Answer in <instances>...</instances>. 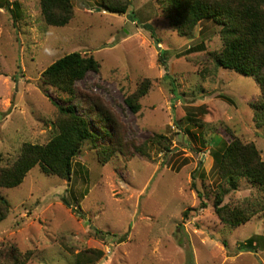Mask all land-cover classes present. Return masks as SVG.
I'll list each match as a JSON object with an SVG mask.
<instances>
[{"label": "rangeland", "instance_id": "obj_1", "mask_svg": "<svg viewBox=\"0 0 264 264\" xmlns=\"http://www.w3.org/2000/svg\"><path fill=\"white\" fill-rule=\"evenodd\" d=\"M8 1L21 13L0 8L2 165H11L24 143L45 144L54 135L53 101L63 104L69 95L42 84L40 75L73 51L100 65L76 82L81 110L94 113L83 99L91 96L117 116L128 139H165L149 144L148 156L114 154L106 163L87 143L69 177L35 166L17 187L0 188L10 203L0 222V264L12 247L27 264H88L78 261L83 252L92 264H264V213L231 227L213 208L216 184L226 187L212 156L221 140L253 143L264 160V126L253 108L260 89L252 76L209 56L222 47L219 27L203 21L180 36L164 0H129L122 14L108 12L103 0H71V19L57 27L44 22L39 0ZM145 80L133 113L125 98ZM235 181L223 203L260 201L257 184ZM250 237L258 246L239 249ZM91 250L103 255L95 259Z\"/></svg>", "mask_w": 264, "mask_h": 264}, {"label": "trees", "instance_id": "obj_2", "mask_svg": "<svg viewBox=\"0 0 264 264\" xmlns=\"http://www.w3.org/2000/svg\"><path fill=\"white\" fill-rule=\"evenodd\" d=\"M164 7L170 24L180 36H187L203 21L219 27L222 47L217 52L209 53L219 67L234 70L243 75L252 76L261 92V98L255 109V118L264 126V0H164ZM129 0H103L104 8L111 13L122 14L127 10ZM0 8H5L11 15L18 16L21 7L17 2L0 0ZM40 14L49 26H64L73 15L71 0H39ZM99 62L92 56L73 51L59 57L41 73L40 80L45 86L69 95L64 103L54 100L57 109L55 133L45 144L24 143L11 165H2L0 154V188L17 187L35 166L43 173L67 178L72 173L74 158L84 144L89 143L98 155L101 163L109 161L114 154L125 158L136 154L148 156L149 144H161L163 135L150 136L138 143L126 137V128L117 116L91 96L84 100L93 114L80 109L77 98L76 82L89 71L97 72ZM149 81H143L136 92L125 98L129 109L136 113L140 109L138 99L145 95ZM63 101V100H61ZM166 151H169L165 146ZM215 172L223 187L217 183L213 190V208L219 221L231 227L245 224L258 212L264 213V160L253 143H243L234 138L221 140L213 150ZM246 178L257 184L261 190V199L257 204L246 203L244 206H230L223 203L224 196L237 188L235 179ZM194 185V184H193ZM201 199L203 194L197 191ZM206 203L200 200L199 207ZM10 210L8 199L0 193V222ZM188 215V210L183 213ZM256 238L250 237L239 249H252L258 246ZM100 258V250L88 251ZM1 264H27L28 256H22L15 247L3 253ZM78 261L92 264V257L84 252L78 254Z\"/></svg>", "mask_w": 264, "mask_h": 264}]
</instances>
